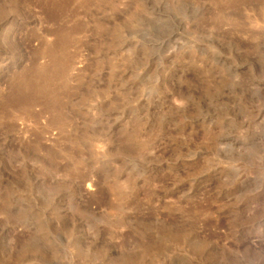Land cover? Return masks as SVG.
<instances>
[{
  "label": "rangeland",
  "instance_id": "rangeland-1",
  "mask_svg": "<svg viewBox=\"0 0 264 264\" xmlns=\"http://www.w3.org/2000/svg\"><path fill=\"white\" fill-rule=\"evenodd\" d=\"M0 0V264H264V0Z\"/></svg>",
  "mask_w": 264,
  "mask_h": 264
},
{
  "label": "bare ground",
  "instance_id": "bare-ground-1",
  "mask_svg": "<svg viewBox=\"0 0 264 264\" xmlns=\"http://www.w3.org/2000/svg\"><path fill=\"white\" fill-rule=\"evenodd\" d=\"M68 1L69 0H45V2L52 3V4H54L52 6H55L56 8H59V9L65 7V4Z\"/></svg>",
  "mask_w": 264,
  "mask_h": 264
}]
</instances>
